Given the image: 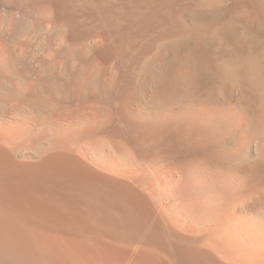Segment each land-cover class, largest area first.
<instances>
[{
  "label": "bare ground",
  "instance_id": "bare-ground-1",
  "mask_svg": "<svg viewBox=\"0 0 264 264\" xmlns=\"http://www.w3.org/2000/svg\"><path fill=\"white\" fill-rule=\"evenodd\" d=\"M228 1L0 0V264H264V33Z\"/></svg>",
  "mask_w": 264,
  "mask_h": 264
},
{
  "label": "rangeland",
  "instance_id": "rangeland-1",
  "mask_svg": "<svg viewBox=\"0 0 264 264\" xmlns=\"http://www.w3.org/2000/svg\"><path fill=\"white\" fill-rule=\"evenodd\" d=\"M243 1H245L244 5L246 6V9L243 7L242 4H240V5L234 4V6L236 7V10L239 11V13H240L239 14L240 23L244 25V26L243 25L242 26L247 31H249V33H256V32L264 33V26H262L261 19L259 18L258 14H256V12H257L256 9H255V11L253 10L254 7L251 5L252 3H250L249 0H243ZM228 2H231V0H229ZM241 7L244 8L245 10H243ZM250 7H251V9H250ZM248 9H250L251 11L250 10L246 11ZM253 11H254V13H253ZM134 79H135V77L133 78V80ZM137 79L138 78H136V81H135L137 83H135V84L138 85V86L135 85V88L133 89V93H134L135 96L133 95V99L131 101V103H132L131 107H133V108L139 107V104L140 105L142 104L141 102L143 100L142 99L143 98V94H145L147 92V90H150V88H151L150 87L151 84H150V81H149L150 80V76L149 77L143 76V77H140L139 80H137ZM143 79H146V80L143 81ZM138 81L140 82V84L141 83L142 84L140 85L138 83ZM145 81H147V82H145ZM149 84H150V86H149ZM141 86H142V88H141ZM141 94H142V96H141ZM230 101L233 103V97L230 98V100L228 98V103H231ZM132 161H131V169L132 168L135 169V170H139L138 168L142 169L143 166L140 167L139 166V165H141L140 163H138L137 161H133V162ZM135 162L138 163L139 165L136 164ZM135 166H136V168H134ZM171 202L172 201L170 200V203ZM239 207H241L240 211L242 210L241 212H242L243 218L245 217L244 219H246V221H249V222L253 221L254 222L257 219L254 223H256L258 221L257 222L258 224H262L263 225V223H262V221H264L263 220L264 217L262 215V212L264 211V193L263 192L258 194V195H255L254 197L251 198V200L246 199L245 201L240 202ZM243 211H245V212H243Z\"/></svg>",
  "mask_w": 264,
  "mask_h": 264
}]
</instances>
